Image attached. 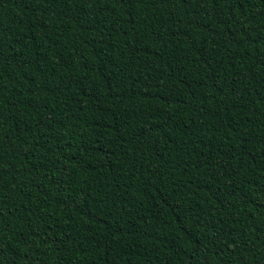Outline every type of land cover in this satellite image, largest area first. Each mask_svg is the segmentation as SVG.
Listing matches in <instances>:
<instances>
[{"label":"trees","instance_id":"trees-1","mask_svg":"<svg viewBox=\"0 0 264 264\" xmlns=\"http://www.w3.org/2000/svg\"><path fill=\"white\" fill-rule=\"evenodd\" d=\"M0 264H264V0H0Z\"/></svg>","mask_w":264,"mask_h":264}]
</instances>
